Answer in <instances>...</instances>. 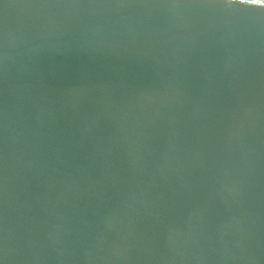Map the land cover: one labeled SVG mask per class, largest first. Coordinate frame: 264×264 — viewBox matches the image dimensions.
Instances as JSON below:
<instances>
[{"label":"water","instance_id":"obj_1","mask_svg":"<svg viewBox=\"0 0 264 264\" xmlns=\"http://www.w3.org/2000/svg\"><path fill=\"white\" fill-rule=\"evenodd\" d=\"M0 264H264V5L0 0Z\"/></svg>","mask_w":264,"mask_h":264},{"label":"snow or ice","instance_id":"obj_2","mask_svg":"<svg viewBox=\"0 0 264 264\" xmlns=\"http://www.w3.org/2000/svg\"><path fill=\"white\" fill-rule=\"evenodd\" d=\"M241 2H247L249 4H260V5H264V0H241ZM232 3H235V0H232Z\"/></svg>","mask_w":264,"mask_h":264}]
</instances>
